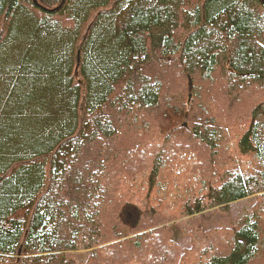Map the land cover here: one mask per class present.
I'll return each mask as SVG.
<instances>
[{
    "label": "trees",
    "instance_id": "1",
    "mask_svg": "<svg viewBox=\"0 0 264 264\" xmlns=\"http://www.w3.org/2000/svg\"><path fill=\"white\" fill-rule=\"evenodd\" d=\"M0 264H264V2L0 0Z\"/></svg>",
    "mask_w": 264,
    "mask_h": 264
},
{
    "label": "rangeland",
    "instance_id": "2",
    "mask_svg": "<svg viewBox=\"0 0 264 264\" xmlns=\"http://www.w3.org/2000/svg\"><path fill=\"white\" fill-rule=\"evenodd\" d=\"M190 98H191V95H190ZM248 203H249V199H242L237 202H234L233 204H231V208L228 214L223 215L221 218H219V215L218 216L212 215V217L208 220V222L217 223L218 221H224L226 223H229L227 221H233L237 219L242 213L245 212L246 208L249 205ZM183 234H184V231L182 229V226L174 227V237L178 241L182 242L184 240Z\"/></svg>",
    "mask_w": 264,
    "mask_h": 264
},
{
    "label": "water",
    "instance_id": "3",
    "mask_svg": "<svg viewBox=\"0 0 264 264\" xmlns=\"http://www.w3.org/2000/svg\"><path fill=\"white\" fill-rule=\"evenodd\" d=\"M262 1L264 2V0H262ZM190 85H191V81L189 80V87H190ZM188 97L190 98V94H189Z\"/></svg>",
    "mask_w": 264,
    "mask_h": 264
}]
</instances>
